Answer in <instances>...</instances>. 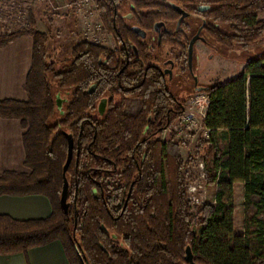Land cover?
I'll return each instance as SVG.
<instances>
[{
    "label": "trees",
    "instance_id": "trees-1",
    "mask_svg": "<svg viewBox=\"0 0 264 264\" xmlns=\"http://www.w3.org/2000/svg\"><path fill=\"white\" fill-rule=\"evenodd\" d=\"M97 2L116 51L83 42L58 71L48 53V34L30 30L0 39V47L24 36L33 40L27 101L0 102V116L19 120L25 130L29 173H4L0 195H41L52 206L50 217L42 220L0 216V256L26 255L60 242L70 264H188V247L195 264H264V56L247 62L235 80L203 90L209 97L203 123L209 137L200 141L198 152L204 154L216 196L214 204L194 209L186 196L180 143L160 138L172 132L185 102L172 92L174 80L155 68L165 65L171 53L186 66L192 34L188 13L196 9L206 24L205 39L218 55L262 43L264 21L258 18L264 15V0ZM201 7L210 10L199 12ZM129 22L148 40L139 39ZM50 77L71 95L56 122L59 109ZM191 81L187 87L194 92ZM100 98H108V110L95 118L91 110ZM66 134L75 142L67 173L68 213L61 206ZM237 184L244 189L239 234Z\"/></svg>",
    "mask_w": 264,
    "mask_h": 264
},
{
    "label": "rangeland",
    "instance_id": "rangeland-1",
    "mask_svg": "<svg viewBox=\"0 0 264 264\" xmlns=\"http://www.w3.org/2000/svg\"><path fill=\"white\" fill-rule=\"evenodd\" d=\"M97 1L0 0V39L19 36L30 30L48 34L50 37L48 53H53V58L50 60L55 62V68L59 71L63 65L68 66L70 64L72 50L76 45L83 42L115 49L113 37L106 33L101 22ZM258 19L264 21V15H261ZM129 24L131 27L134 26L131 22ZM167 52L169 53V51ZM263 56L264 41L246 49L236 46L231 50H222L221 56H218L214 50L203 46L202 43H198L195 48L193 72L197 79L196 88L201 90L194 92L186 90V84L189 83L186 78H179L172 86V92L181 98L179 101L183 100L185 102L186 113L194 115L196 125L188 130L182 124L181 119H179L174 123L172 132H165L160 138L165 141L170 137H175V141L180 143L181 155L185 166L183 173L188 180L186 196L187 200L191 202L193 209L195 206L214 204L216 188L215 185L208 182V164L203 157L204 154L198 152L200 141L205 139L202 114L197 105L188 110V106H190L188 104L196 94L207 95L203 91L204 88L235 80L244 73L247 68V62ZM174 58L175 56L172 53L168 54L167 59ZM176 75H178L177 69L173 71V76ZM191 82L194 84L193 81ZM50 83L55 99L60 101V109L53 120V122H56L61 119V114H65L67 101L64 100L69 99L70 101L71 95L67 96L65 91L59 89L57 79L50 77ZM200 103L205 105L203 100ZM93 116L95 118L101 117L97 112H94ZM174 127L182 128V135L177 136L178 134L174 131ZM201 164L204 166V171L200 167ZM202 174L205 175V179L201 177ZM193 186L199 189L198 193H193V196L196 194V198L198 197L201 201L204 200V204L192 203L190 189ZM243 193L244 189L241 185H238L234 190L236 234L241 233L243 230ZM192 230L196 233L199 232V229L194 225Z\"/></svg>",
    "mask_w": 264,
    "mask_h": 264
},
{
    "label": "crops",
    "instance_id": "crops-1",
    "mask_svg": "<svg viewBox=\"0 0 264 264\" xmlns=\"http://www.w3.org/2000/svg\"><path fill=\"white\" fill-rule=\"evenodd\" d=\"M33 40L24 36L0 47V102H26L24 89L31 69ZM199 91V90H198ZM21 122L0 116V177L6 172L27 174ZM241 184H237L235 188ZM243 186V185H241ZM244 203V193H243ZM50 201L41 195L17 197L0 195V216L17 221L42 220L50 217ZM0 264H70L63 245L53 242L30 250L26 255L0 256Z\"/></svg>",
    "mask_w": 264,
    "mask_h": 264
},
{
    "label": "flooded vegetation",
    "instance_id": "flooded-vegetation-1",
    "mask_svg": "<svg viewBox=\"0 0 264 264\" xmlns=\"http://www.w3.org/2000/svg\"><path fill=\"white\" fill-rule=\"evenodd\" d=\"M212 1H215V0H207L208 3H211ZM210 8V7H209ZM207 9L204 8V7H201V8H198V11L199 12H206V11H209L210 9ZM197 10V9H196ZM196 10H194V13H188V20H189V23L191 24L192 26V34H191V38H190V42H189V45H188V50H187V63H186V66H183V65H179L178 64V61L176 58L174 59H167L166 61V64L165 65H158L156 66L155 68H157L160 73L162 74V76L164 75V77H168L170 81H177L181 76L182 78H186L187 81H189V79L192 78L193 82H194V90L193 91H197L198 89L196 88V85H197V79L196 77L194 76V60H195V48H196V45L198 43H202L203 46H205L206 48L208 49H211L205 39V36H204V31H205V26L206 24L204 23V19L201 17V13H196ZM200 14V15H198ZM185 16V15H184ZM130 19V18H129ZM133 27H136V26H132L131 29ZM149 38V36L147 35V38L146 39H141L139 37V39L143 40V41H147ZM196 38V41L194 43V47H193V61H192V65L191 67L189 66V62H188V51H189V46H190V43L192 42L193 39ZM118 49L116 43H115V49H111V50H114L116 51ZM218 56H221V55H218ZM166 66V67H165ZM163 67V68H162ZM165 67V68H164ZM178 70V75L176 76H173V71L174 70ZM135 88V87H134ZM189 90V86L187 87V84H186V90ZM201 90V89H200ZM199 90V91H200ZM95 91V89L92 90V92ZM67 96H70L69 93H66ZM103 100H107V103H106V106L104 107V114L107 112L108 110V105H109V100L108 98H100L98 103L96 104V106H94L91 110V113L93 115L94 112H97L100 116H104L101 115L100 113V104ZM64 101H67V106L69 105L70 101L69 99H65ZM184 113H185V110H184ZM183 113V115H184Z\"/></svg>",
    "mask_w": 264,
    "mask_h": 264
},
{
    "label": "water",
    "instance_id": "water-1",
    "mask_svg": "<svg viewBox=\"0 0 264 264\" xmlns=\"http://www.w3.org/2000/svg\"><path fill=\"white\" fill-rule=\"evenodd\" d=\"M161 26L158 27V31H160ZM132 31L141 39H146L147 38V33L145 31H143L141 28L139 27H133ZM196 41V38L192 40V42L190 43L189 46V51H188V62H189V66L191 67L192 65V61H193V47H194V43ZM107 100H103L100 104V113L101 115L104 114V107L106 106ZM57 106L58 109H60V101L57 100ZM66 137L68 139V157H67V161L66 164L64 166V171H63V178H64V185H63V190H62V196H61V206L64 210L65 213L69 212L70 209V204L68 203V197H69V181L67 178V173L68 170L72 164L73 161V157H74V149H75V142H74V138L71 135H67ZM185 261L188 264H195L194 263V256L192 253V250L190 247H188L186 249V254H185Z\"/></svg>",
    "mask_w": 264,
    "mask_h": 264
},
{
    "label": "built area",
    "instance_id": "built-area-1",
    "mask_svg": "<svg viewBox=\"0 0 264 264\" xmlns=\"http://www.w3.org/2000/svg\"><path fill=\"white\" fill-rule=\"evenodd\" d=\"M200 94V93H199ZM199 94H196V96L189 102L188 106V110L191 109L194 105H197L198 106V109H200L201 111V114H202V118H203V121H202V124L204 123V120H205V117H206V113H207V108H208V105H209V97L208 95H199ZM204 101L205 105H203L202 103H200V101ZM181 121H182V124H184L188 130H190L191 128H193L196 124H195V121H194V115L192 113H184V115L182 116L181 118ZM203 126V125H202ZM174 131L177 132V136H180L182 135L181 132H183V129L182 128H178V127H174ZM203 131H204V136L206 139H208V135H209V132L204 128L203 126ZM202 169V171H204V166L203 164L200 165ZM201 177L203 179H205V175L202 174ZM191 190V193L190 196L192 195L191 197V200H192V203H197V204H204V200H199L198 197L196 198V194H194L193 196V193H198V187H194Z\"/></svg>",
    "mask_w": 264,
    "mask_h": 264
}]
</instances>
